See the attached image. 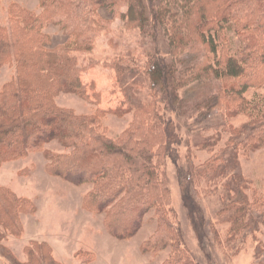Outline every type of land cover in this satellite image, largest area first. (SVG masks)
I'll return each mask as SVG.
<instances>
[{"label":"trees","instance_id":"obj_1","mask_svg":"<svg viewBox=\"0 0 264 264\" xmlns=\"http://www.w3.org/2000/svg\"><path fill=\"white\" fill-rule=\"evenodd\" d=\"M39 1L46 11L44 18H36L31 13L23 16L19 5L13 3L10 5V28L0 25V68L6 65L15 68V76L0 93V165L25 157L32 150H41L50 141H58L73 151L68 155L45 152L51 162L50 172L77 185L93 184L94 188L89 194L93 208L103 211L111 207V217L114 212L117 215L114 214V223H118L123 231L129 228L135 231L143 214L139 213L140 210L154 206L162 216L163 227L169 231L168 237L174 236L177 232L167 221L160 200L162 192L167 194L166 183L158 172L160 156L165 149L161 145L154 148V143L164 137L176 141L178 135L171 127L164 128L167 123L159 113H148L156 106L155 100L150 103L139 101L134 89L138 87L140 78L145 76L149 90L154 96L162 97V102L168 107L176 101L178 89L211 78L212 75L218 86L214 94L208 97L206 107H210L211 111L212 107L224 103L223 115L226 119L232 117L234 113L230 108L242 100L241 94L247 84L264 74V0ZM124 4L127 11L121 16L128 26L143 29L149 36L163 30L173 57L166 61L155 54H147L146 62L140 66L135 57L138 55L130 50L127 58L121 54L110 63L118 73V82L124 85L127 92L130 91L128 107L143 111L145 116L133 122L125 136L109 141L98 131L96 116H73L60 109L55 100L61 93L83 97L86 94L80 77L83 68L72 54L89 52L94 46L93 33L98 31L100 24L89 18L93 15V7L106 5L116 10ZM54 17L69 23L70 39L64 46L51 49L46 46L48 38L40 28L45 22L53 21ZM188 49L191 52L184 53ZM200 52L202 58L185 64L188 55L195 56ZM159 73L162 81L155 78ZM240 105L244 109L258 111L259 117L253 119L252 124L256 125L253 128L244 127L235 131L230 143L242 145L240 138L244 134L242 140L246 148H251L252 142L262 144L264 101ZM152 115L157 118L155 129L152 128L157 133L151 140L147 136L153 126L150 122ZM227 129L228 125L223 128L225 131ZM213 142L216 143L214 138L202 142L200 146L212 152L215 147ZM256 145L252 147L256 148ZM237 151V147H234L228 157L221 151L220 156L228 159L225 166H218L217 159L220 157L216 155L208 160L207 171L212 178L217 174L216 178L228 179L225 184L228 191L235 192L239 197L240 203L227 202V209L235 211L230 220L235 226L236 235H239L248 227L245 220L251 218L252 221L253 217L248 215V198L240 191L244 183L237 170ZM197 171L191 162L185 179L193 180ZM4 190L0 189V225L5 228L0 226V235L1 232L5 235V230L9 232L14 231L12 228H19L16 216L25 207L19 199ZM153 190L155 193H151ZM189 202L196 210V219L203 221L201 209L191 198ZM120 211L122 213L118 214ZM5 219L7 223H4ZM177 239L178 248L181 239ZM167 244V239L163 238L159 243L154 237L147 243V248L157 249ZM1 251L10 264L54 263L48 255L41 254V246L27 249L25 262H19L4 248ZM174 252L175 256L167 264H190L184 252L177 249Z\"/></svg>","mask_w":264,"mask_h":264},{"label":"rangeland","instance_id":"obj_2","mask_svg":"<svg viewBox=\"0 0 264 264\" xmlns=\"http://www.w3.org/2000/svg\"><path fill=\"white\" fill-rule=\"evenodd\" d=\"M13 3L19 5L23 16L27 13L36 18L46 16L39 0H3L0 1V25L4 27L10 28V5ZM93 11L89 18L100 24L98 31L93 33L94 46L89 52L72 54L83 68L80 77L86 94L83 97L61 93L55 102L73 116H96L98 131L109 141L118 140L129 132L133 122L145 115L135 107H128L130 91L127 92L118 82V73L110 63L121 54L127 58L130 50L138 55L135 57L140 66L146 62L147 54H155L166 61L173 56L163 30L149 36L143 29L128 26L121 16L127 11L125 4L116 10L104 5L93 7ZM54 18L40 28L48 38L46 46L51 49L64 46L70 39L69 23ZM189 52L188 49L184 53ZM199 54L188 55L185 64L202 58V53ZM14 76V67L6 65L0 68V93ZM260 77L247 84L241 94L242 100L230 108L234 115L227 119L223 115L224 103L212 107L211 111L206 107L208 97L218 86L212 75L178 89L176 101L168 107L162 102V97L154 96L149 90L148 79L145 76L140 78L138 87L134 89L137 99L143 103L155 100L156 106L148 113H159L167 123L164 128L171 127L178 135L176 141L164 137L154 143V148L161 145L165 149L160 156L158 172L166 183L167 191V194L162 192L161 204L167 221L177 232L171 237H168L169 231L163 227L162 216L156 207L142 208L139 227L135 231L132 228L123 231L118 223H114L117 215L114 212L116 216L113 214L111 217V207L103 211L92 207L89 194L93 184L77 185L53 175L45 152L68 155L73 151L58 141H50L41 150H32L25 157L4 162L0 165V189L19 199L25 207L16 216L19 228H12L14 231L9 232L5 230V235L1 232L0 264H10L1 251L3 248L19 262H25L27 249L40 246L41 254L48 255L53 264H167L175 256V249L184 252L190 264H264V142H252L253 146L257 144L256 148L252 145L246 148L242 140L244 134L240 138L242 145L229 141L235 131L256 126L252 122L259 117L258 111L244 109L240 104L264 101V74ZM155 78L162 81L161 73ZM154 116L147 136L151 140L157 133L152 130L157 121ZM227 125L229 129L223 130ZM212 138L216 140V145L212 143L215 146L212 152L200 146ZM234 147L238 149L237 170L244 183L240 191L248 198V215L253 217L252 221L251 218L245 220L248 227L239 235H236L230 220L235 211L227 209V202H236L239 197L228 191L225 186L228 179L216 178L217 174L212 178L207 171L208 160L216 155L220 157L218 166H225L228 159L220 154L224 152L228 157ZM191 162L198 171L189 181L184 175ZM200 171L204 173L199 174ZM189 198L201 209L203 221L196 219V210ZM4 223H7L6 219ZM154 237L159 243L163 238L167 239V246L147 248V243ZM177 238L181 239L178 248Z\"/></svg>","mask_w":264,"mask_h":264}]
</instances>
